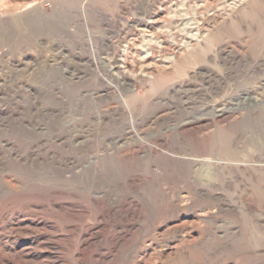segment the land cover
Returning <instances> with one entry per match:
<instances>
[{
    "label": "rangeland",
    "instance_id": "374dc122",
    "mask_svg": "<svg viewBox=\"0 0 264 264\" xmlns=\"http://www.w3.org/2000/svg\"><path fill=\"white\" fill-rule=\"evenodd\" d=\"M0 264H264V0H0Z\"/></svg>",
    "mask_w": 264,
    "mask_h": 264
}]
</instances>
